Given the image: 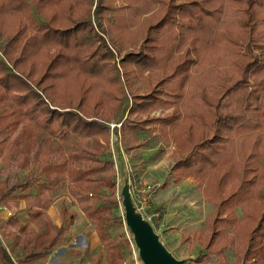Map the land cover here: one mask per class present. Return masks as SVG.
Returning <instances> with one entry per match:
<instances>
[{
	"label": "trees",
	"instance_id": "1",
	"mask_svg": "<svg viewBox=\"0 0 264 264\" xmlns=\"http://www.w3.org/2000/svg\"><path fill=\"white\" fill-rule=\"evenodd\" d=\"M208 1H194V9L201 14H195L193 20L196 23L190 35L194 44V54L199 56L196 63L186 72V79H182L185 70L182 60L178 64H182L183 67L178 68L179 65L174 63L178 55L174 53L175 50L169 48L168 36H160L166 38V45L164 38L160 40L157 37L159 43L156 47L159 48L151 46L146 51L137 49L122 54L121 59L124 54L126 55L120 61L124 69L121 76L122 85L126 92H129V96L134 95L130 94L133 86L129 72L125 68L126 63H131L138 75H142L146 70L149 74L155 73L159 80H163L161 84L165 88L162 93L167 98H164L161 106H170V111L152 120L158 122V136L166 143L173 142L174 153L184 152L182 157H178L171 164L170 169L174 172L179 170L184 176L189 177L197 188L203 184L208 186V191L205 187L203 191L205 189V197L212 201V211L204 220L205 231L196 237V241L200 242L217 261H224L226 257L224 250L236 243V253L241 252V261L248 259L252 264H264V108L262 104L254 108L248 103V106L246 105L251 95H255V101L258 100V103L264 99L262 95L264 82L261 83V80H264V56H261L263 60L261 61L251 54L252 48L258 49L260 41L264 40V0H242L240 2L243 9H237V12L234 10L237 1L216 0L217 3L224 4L223 14L217 11L218 8L212 13H205L202 3ZM29 2L31 0H0V13L6 12L10 18L5 40L17 41L18 34L24 27L22 20L28 18V22L24 24L28 27L33 26L36 32L28 38L32 40L31 43L28 41L25 45L24 43L18 45V54L23 56L29 52V48L38 45L41 49L44 48L42 60L47 61L45 69L53 86L49 89L46 86L41 94L33 92L29 82L22 75L10 72L0 58V110H2L0 117L14 115L17 107L28 98L32 103L27 109L22 110L24 118L29 122L26 124H33L36 113L46 114V119H49L58 113L55 108H47L44 101H53V97L63 106L67 105L66 108H80L82 112L89 114L84 116L71 110L60 112L61 121L57 127L64 131L58 138L65 139L72 135L85 140L86 143L89 142L90 146H78L77 152L82 154V159L81 156L80 158L73 156L69 161L52 160L46 163L42 157L44 153L40 142L37 145L36 157L34 156L31 162L22 161L23 167L29 170V177L23 178L20 183H10L8 177L0 181L1 205H6L8 199L20 197L25 200L26 218L31 222L38 217L43 220V229L39 233L26 223L20 224L13 215L1 221L3 225L11 227L6 233L9 248L12 250L16 246L21 248V256L16 258L19 264L43 261L56 246L66 241V229L72 223L75 213L67 210L64 202H61L60 225L52 224L46 215V210L52 202L48 193L59 180L68 179L66 187L70 198L92 224V230L99 234L102 245H110L105 235L109 229L106 222L109 216L104 218L99 216V213L108 211L109 207L116 204L112 197L116 171L113 160L106 158L102 152L104 143L109 149L110 130L102 123L100 117L110 119L111 116L115 118L120 115L118 119H121L123 115L147 113L149 109L159 105L155 100L149 104H143L139 100L134 102L130 100L129 104H124L127 96L120 85L118 69L113 64L112 57L98 58L97 53H87L89 48L81 41L93 36L92 23L88 16L86 19L84 17L92 0H45L43 5L46 7L39 10L38 14L46 19L45 14L47 11L50 13L47 22L41 20L40 24H35V20L31 22ZM135 2L137 0H134ZM169 2L170 0L165 4L163 17L147 27L148 29L145 28L143 39L151 30L155 32L158 28L165 29L167 25L180 29L181 27L173 25L172 13H184L189 18L192 16L193 10L189 8L188 2L182 1L176 5ZM137 7V12L133 14H139L141 7L150 11L153 8V0H142L141 3H137ZM131 11L134 12L135 8ZM57 13L68 17L61 16L64 18H60L61 20L53 18ZM239 13L241 16L238 17ZM71 16L75 20L71 21ZM69 22L72 23L71 26L62 28L51 26L53 23L58 26ZM2 34L3 31L0 35ZM114 35L118 37L114 42L115 48L118 49L124 41L118 34ZM6 46L7 44L1 49V56L6 55ZM244 59L248 60L244 62ZM192 69L194 72L190 73ZM105 74L107 78H104ZM208 75L211 82L203 84L201 78ZM246 75L251 79H255L257 75L262 77L251 86L252 94L240 92L239 83L246 79ZM234 77L237 79L232 81ZM231 81L232 83L228 84ZM94 83L101 87L92 88L91 85ZM87 84L89 91L85 94L81 90ZM111 84L115 85L114 92L109 91ZM100 90H104L105 93L102 94ZM259 90L261 94L260 92L258 94ZM223 100L226 102L224 101V105L220 107L219 102ZM5 104L15 106V110L7 109V106L4 107ZM50 123L45 120L41 128H51ZM175 127L178 129H171ZM128 128L132 129L129 124L122 129L123 134H127L123 137L124 140L132 137L127 132ZM191 128L193 136L190 138L188 135L187 138L185 131ZM0 131H7V126L0 128ZM180 133L181 136H178ZM202 133H209V139L193 145ZM238 133L241 135L239 139L243 137L248 139L244 148L240 146L241 142L234 140L233 135ZM254 139V144L251 145V140ZM12 143L13 141L10 146ZM131 148L132 146H125L123 151L127 152ZM96 151L101 152L99 155L101 157L93 156ZM84 154L88 158H84ZM19 157L20 154H14L15 159L19 160ZM98 160L99 162L101 160L102 166L88 167L86 163H82L83 161L95 163ZM66 162L72 163V168H68ZM81 167L83 169L80 172H75ZM24 189L29 191L16 196V191ZM235 209L240 211L239 217L235 215ZM0 264H15L1 243Z\"/></svg>",
	"mask_w": 264,
	"mask_h": 264
},
{
	"label": "rangeland",
	"instance_id": "2",
	"mask_svg": "<svg viewBox=\"0 0 264 264\" xmlns=\"http://www.w3.org/2000/svg\"><path fill=\"white\" fill-rule=\"evenodd\" d=\"M141 1L142 0H137V2L134 3V0H92L91 6L88 7V13H86L84 17L86 19L88 16L90 23H92L91 35L93 36L86 37L81 41L88 46L89 52L87 53H97L99 55L97 56L98 58H105L107 56L112 57V62L118 69L120 85L123 88L121 76L124 69L121 67L120 61L126 55L124 54L121 59L122 54L129 50L135 51L140 49L146 51L149 49L148 47L151 46L159 48L156 47L159 43L157 37L162 40L165 36H168V42L170 41L168 44L169 48L175 50L174 53L178 55L174 63L178 64L182 60V63L185 65L182 79H186V72L194 65V63H196L197 57L199 56L194 54V44L191 41L190 34L192 31L191 29L196 23L193 20L195 14H201L196 8L194 9V1L201 0H170L169 3L171 5H176L182 1L188 2L189 8H192L193 10L192 16L189 18L184 13H172L171 16H173L174 19L172 23L177 27H181L180 29L175 28L174 26L169 27V25H167L165 29L158 28L155 32L151 30L148 35H145L146 38L144 39V36L142 35L145 28L148 29L147 27H150L155 22L157 23L163 17L166 10L165 4L168 0H153V8H151L150 11L141 7L139 14H133L137 12V3L139 4ZM235 1L239 3L242 0ZM238 3L234 5L235 12H237V9H243V4H241V2ZM43 4L45 5V0H42L41 3L36 0H31V2H29L28 10L30 11L29 18L31 17V22L34 20L35 24H40L41 20L47 22V16L50 13L49 11H47L48 13L46 14L44 13L46 19L38 14L39 10H43L44 7H46ZM131 4H135L136 6H132ZM202 5L206 10L205 13H212L215 8L216 10L218 8L217 11L221 14L224 13V4L217 3L216 0L203 2ZM134 8L135 11L132 12L131 10ZM260 15L262 17L263 13ZM61 16L68 17V15L57 13L53 18L60 19ZM239 16H241V13H239L238 17ZM71 18L72 16L70 19ZM9 20L10 18L6 12L0 13V31H3V34L0 35V53L1 49L7 44L5 48L6 55H0V58L10 72L17 74L18 76L22 75L31 85L32 91L41 94L46 86L48 89L53 86L50 84L52 83V80L50 78L48 80V74L45 69L47 61L42 60L44 48L41 49V46L38 45L35 48H29V52L26 54L24 53L23 56L19 55L17 51L18 45L20 43H24L25 45L28 41L31 43L32 40L28 38L32 33H35L36 30L35 28L33 29V26L29 25L28 27L24 24L28 22V18H25L22 20L24 27L21 33L18 34L17 41L11 40L10 42H7L5 39L7 38L6 30H8L7 25ZM73 20H75V18L71 19V21ZM71 24L70 22L62 23V25L57 26L53 23L51 26L62 28L65 26H71ZM188 28H190V30H188ZM114 33L122 37V40L124 41L118 49L115 48L114 44L118 37H115ZM165 39L166 38H164V42L166 41ZM122 40L120 39V41ZM128 40L134 41L127 42ZM166 44L167 41L165 45ZM257 48L258 49L252 48L251 54L259 60L261 59V56H264V40L260 41V45ZM128 58L129 57H127V59ZM247 60L248 59H244V62ZM261 61L263 60L261 59ZM126 64L125 68L129 72V78H131L130 80L132 81L133 86V91L130 92V94L134 95L129 96V92L127 93L125 88H123V92L127 96V100L124 104H129L130 100H132V102L139 100L142 101L143 104H149L155 100V103L159 105H157L156 108L149 109L147 113L143 112L139 114L123 115L121 116V119H118L120 115L115 118H111V116L109 117L110 119L100 117V120L103 121L102 123L109 127L110 130L108 137L110 141L109 149L108 145L104 143L102 145V152L106 158H111L113 160V166L116 171L115 190L112 195L116 204L109 207L110 211L107 209L108 211L99 213V216L104 218H106L105 216L107 215L109 216L106 221L108 222L109 229L105 235L107 236L110 245L103 246L99 234H96L92 230V224L87 220L81 219V212L67 193L66 184L68 179L59 180L54 189L48 193L49 198L52 200V204L47 211L48 215L56 224L59 223L57 217L58 205L60 202H64L68 209L75 211V225L68 227V229H71H69V231L67 230L68 233L66 234V243L64 245L58 246V248L54 249L44 262L36 261L35 264H90L95 259H98V257V260H101L106 264H141L139 259H137L136 249L134 244H132L130 233L123 225L119 191L122 187V181L126 171L128 172L129 178H133L139 186L146 185L150 187L151 194L149 196V209L154 211L160 209L159 217L163 220V227H161L157 233L161 243L164 244L165 248L172 256L183 260V264H252L251 260L248 259L241 261V252L236 253V243H233L224 250V256H226L224 261H217L209 251L203 248L200 242L196 241V237L205 231L204 220L208 214L211 213L213 208L212 201L206 198L204 193L205 189L208 191V186L203 184L200 185V188H197L195 187V183L189 177L184 176L179 170L175 172L173 170L171 171V164L178 157H182L184 152L183 154L180 152H176L175 154L173 142L169 141L166 143V141L158 136V122L152 120L154 117L164 116L170 111V106H161V103H164V98H167L166 95L162 93L164 90L163 88H165L164 85L161 84L163 80H159V77L155 76V73L149 74L146 70L142 75H138V72H136L134 67L130 65L131 63ZM178 65V68L182 66V64ZM193 72L192 69L190 73ZM208 73H210V71H208ZM208 77L209 75L201 78L203 84L211 82V79H208ZM104 78H107V74H105ZM245 78V80L239 83V86L241 87L240 92H249L252 94L251 86L260 81L262 77L261 75H257L255 79H251V77H247L246 75ZM75 79L77 80V78ZM236 79L237 78L234 77L232 81ZM232 81L228 82V84L232 83ZM263 82L264 80H261V83ZM91 87L99 89L101 86L94 83ZM110 87L109 91L114 92L116 89L115 85L111 84ZM81 91H84L86 94L89 91V85H85ZM100 91L102 94L105 93L104 90ZM259 92L260 90L258 91V94ZM262 95H264V92ZM52 99L53 101L49 100V102L43 101L47 108H55L58 114H54L53 117L51 116L49 119H46V114L36 113L33 117L34 125L26 124L29 122L24 118V114H22L24 111L23 109H27L32 103V100L28 98L24 100L25 102H23V104H20L19 107H17L14 115L7 114L2 118L0 117V128L5 125L7 126V131H0V181L8 177L10 183H20L23 178L29 177V170L23 167L22 161L31 162L32 158L34 156L36 157L38 152L37 145L40 142L42 143V153H44L42 157L46 163L51 162L52 160L63 162L67 159V161H69L73 159V156L79 157L82 155L77 152V149L80 146H90L89 142L86 143L85 140L81 138L78 139L76 136L70 135L65 137V139L58 138V135L64 131L62 128H58V123L61 121V117L59 116V114H61L60 112L71 110L76 113H82L84 116L89 114L87 112H82L80 108H66L67 105L63 106L53 97ZM224 101L226 102V100L219 102L220 107L224 105ZM247 103L251 108H254L259 104H262V107L264 108V99L258 103V100L255 101V95L249 97L246 102V105L248 106ZM5 106L8 107L7 109L15 110V106L10 107L8 104H5L4 107ZM222 111L223 110L221 109L220 112ZM0 112H2V110H0ZM45 120H48L51 123L53 122V124L50 123L51 128H41L42 123L44 124ZM106 121L108 124L104 123ZM127 124L132 128H128L127 131L132 137L129 138V140L127 139L128 137L124 140L123 137L126 133L123 134L122 129ZM171 129L178 128L175 127ZM51 131L53 133L50 134ZM192 133V128L185 131L187 138H189L188 135L191 138L193 136ZM178 136H181V133ZM240 136L239 133L233 135L234 140L241 142L240 146L244 148L248 143V139L247 137L239 139ZM208 137L209 133H202L199 136V140L194 141L193 145L205 139H209ZM12 141L13 143L10 146ZM254 141L255 139L251 140L250 144L253 145ZM125 146H132V148L128 152H124L123 148ZM233 147L235 148L236 145L234 144ZM115 148H117V150ZM16 153L21 156L19 157V160L14 158V154ZM100 153V151H96L93 156L96 157L97 155L98 157H101L99 156ZM84 155V158H88L86 154ZM66 163L68 168H72V163ZM82 163H86L88 167L102 166L101 160L100 162L98 160L95 163L88 161H83ZM30 167L31 166H29V168ZM81 169H83V167L78 168V171L75 172H80ZM204 187L205 189L203 191ZM28 191L29 190L25 189L22 191L18 190L15 194L16 196H21ZM24 205L25 200L20 197H16V199H8L6 205L0 204V243L8 250L9 256L15 264H19L17 263L16 258L21 256V248L15 247L13 250L9 248L6 233L9 231L10 227L3 225V222L1 221H4L9 215H13L18 219L20 224L28 223L37 233L43 229L41 218H38L36 222H30L28 218H26ZM234 212L235 215L238 217L240 216V211H238V209H235ZM93 233H95L97 237L96 243H93L91 239ZM50 256H52V259L49 260Z\"/></svg>",
	"mask_w": 264,
	"mask_h": 264
},
{
	"label": "water",
	"instance_id": "3",
	"mask_svg": "<svg viewBox=\"0 0 264 264\" xmlns=\"http://www.w3.org/2000/svg\"><path fill=\"white\" fill-rule=\"evenodd\" d=\"M128 172L123 177L119 196L122 206L123 225L130 233L132 244L136 249L137 259L141 264H183L175 258L161 243L149 222L136 211L129 194Z\"/></svg>",
	"mask_w": 264,
	"mask_h": 264
},
{
	"label": "built area",
	"instance_id": "4",
	"mask_svg": "<svg viewBox=\"0 0 264 264\" xmlns=\"http://www.w3.org/2000/svg\"><path fill=\"white\" fill-rule=\"evenodd\" d=\"M129 194L130 199L137 212L140 213L150 224L152 229L157 233L161 227H163V220L159 217L160 209L151 210L149 209V196L151 194V189L149 186L141 185L139 186L135 180L129 178Z\"/></svg>",
	"mask_w": 264,
	"mask_h": 264
},
{
	"label": "crops",
	"instance_id": "5",
	"mask_svg": "<svg viewBox=\"0 0 264 264\" xmlns=\"http://www.w3.org/2000/svg\"><path fill=\"white\" fill-rule=\"evenodd\" d=\"M121 151V150H120ZM129 151V150H128ZM127 151V152H128ZM61 203V202H60ZM60 203H59V205H60ZM52 204V203H51ZM65 204V203H64ZM59 205H58V211H57V213H58V219H59V223H55L54 221H52V219H51V217H49V215H48V209L50 208V206L48 207V209L46 210V215H47V217H49V219H50V222L52 223V224H54V225H56V226H58V225H60V223H61V217H60V213H59ZM66 205V204H65ZM67 207V206H66ZM67 210H70V209H68L67 208ZM73 211V210H72ZM74 213H75V211H73ZM82 214V213H81ZM81 219L82 220H86V218H85V216L82 214L81 215ZM38 218H40V217H38ZM74 219H75V215H74ZM73 219V221H72V223L71 224H69L68 225V227H70L71 225L73 226V225H75V220ZM5 220H6V218H5ZM29 220V219H28ZM38 220V219H37ZM37 220H35L34 222H36ZM41 220H42V218H41ZM30 221V220H29ZM31 222V221H30ZM33 222V221H32ZM42 223H43V220H42ZM26 224H28V223H26ZM29 225V224H28ZM6 226V225H5ZM8 227H10V226H8ZM68 227H67V229H66V232H67V230L69 231V229H71V228H69L68 229ZM33 229V228H32ZM9 230H11V227H10V229ZM34 230V229H33ZM35 231V230H34ZM95 232V231H94ZM68 233V232H67ZM96 233V232H95ZM95 233H93L92 235H91V239H92V242L93 243H96L97 242V237H96V235H95ZM97 234V233H96ZM65 243H66V241H65ZM64 243V244H65ZM64 244H61V245H64ZM61 245H58V246H61ZM58 246H56L54 249H56V248H58ZM16 247H18V246H16ZM91 248H93V247H91ZM54 249L51 251V252H53L54 251ZM51 252L49 253V254H51ZM49 254L45 257V259L43 260V261H41V262H44L46 259H47V257L49 256ZM9 258L11 259V257L9 256ZM50 259H52V256H50L49 257V260ZM98 259H99V257H98ZM98 259H95L92 263H90V264H106L105 262H103V261H101V260H98ZM12 260V259H11ZM36 261H39V260H35V261H33L32 263L33 264H35L36 263ZM40 262V261H39ZM14 263V262H13Z\"/></svg>",
	"mask_w": 264,
	"mask_h": 264
}]
</instances>
